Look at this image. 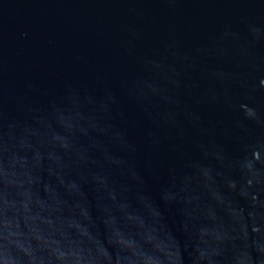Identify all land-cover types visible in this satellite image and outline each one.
Segmentation results:
<instances>
[{"label":"water","instance_id":"obj_1","mask_svg":"<svg viewBox=\"0 0 264 264\" xmlns=\"http://www.w3.org/2000/svg\"><path fill=\"white\" fill-rule=\"evenodd\" d=\"M0 114L138 264H264V0H0Z\"/></svg>","mask_w":264,"mask_h":264}]
</instances>
